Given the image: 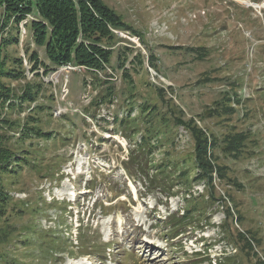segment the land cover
<instances>
[{
	"label": "rangeland",
	"instance_id": "obj_1",
	"mask_svg": "<svg viewBox=\"0 0 264 264\" xmlns=\"http://www.w3.org/2000/svg\"><path fill=\"white\" fill-rule=\"evenodd\" d=\"M102 2L142 37L141 40L127 32L116 33L118 38L135 45L132 54L125 52L123 43L115 44L113 48L112 67L115 70H107V73L117 91L113 98L116 100L99 112V117H105L110 125L100 122L98 127L89 121L92 126L88 134L95 132L96 137L86 142L79 139L77 145H70L53 155L51 144L36 138L23 141L20 136L27 117L38 115L33 109L35 104L23 105L22 110L18 107L5 110L9 119L18 124L13 130L4 128L11 139V148L18 155L26 150L36 157L32 159V167L23 165L19 169L13 166L12 170L17 173L4 178V186L12 201L8 214L0 219V264H185L184 252L191 255L203 249L200 238L211 245L220 241V226L226 218L222 209L210 217V226L200 229L197 215L176 243L167 241L162 222L171 214L184 212L188 207L187 193L178 186L174 192L179 193L166 198L159 189L153 191L150 180L135 179L128 174L125 162L134 143H130L121 132L115 134L112 130L108 134L104 131V128L112 129V116L116 113L119 118L122 114V118H126L127 113L137 118L131 125L140 128L141 133L134 138L136 142H141V137L148 132L152 138L158 137L153 142H159V146L148 158L155 164L149 167L150 176L160 175L158 167L162 166L163 170L168 163L175 165L174 170H187L191 178L195 175L191 168L194 142L184 126L177 124L180 118L185 122L193 119L212 139L216 137L220 142L228 135L253 131L260 146L254 141L246 144L245 159L241 162L225 159L219 151L222 165L229 168L228 177L242 186H233L231 182L221 184L218 178L215 184L221 194L228 191L236 198L245 217L244 226L257 233L253 234L262 241L257 251L263 253L264 0ZM6 32L4 36L8 38H14L16 33L13 27ZM19 32L21 42L24 33L20 29ZM27 34L22 46L8 47L10 55L17 57L19 53L22 56L26 48L29 52L36 50L40 60L48 62L45 49L32 44L28 28ZM139 53L142 59L133 62ZM123 56L128 59L125 68L134 88L130 86V80H124L123 71L116 69L118 59ZM39 74L44 82L53 84L51 89L57 103L53 105L55 117L82 111L84 105L101 91L98 83L96 86L91 81L94 77L85 70L69 72L62 68L45 77L42 69ZM38 82L32 79V82L22 80L7 84L15 96H21L27 83L36 88ZM129 90L135 92L137 102L128 112L132 106L127 105L124 98L120 101L118 98L123 91ZM226 96L236 111L233 115L221 110L222 106H230ZM249 96H252V103H247ZM141 103L148 106L149 114L141 113L137 108ZM81 121L80 116L71 118V121H60L58 125L61 127L57 129L80 136L83 132ZM252 150L258 156L250 158ZM64 161L66 164L59 167L62 170L57 173V164L59 166ZM169 172L173 170L168 169ZM92 180L97 183L93 184ZM108 181L110 185H107ZM191 191L202 194L204 185L192 182ZM97 201L104 204L106 213L93 206ZM61 203L71 205L63 214L60 212ZM81 221L90 241L103 243L99 245L104 250L100 255L89 249L92 255L79 256L77 240ZM42 230L51 233L49 236L56 233L57 238L69 240L74 247L70 250L77 256L71 259L65 253L47 258L40 249L46 240H40ZM225 250L226 256L234 254L233 247L226 240L213 246L207 254L215 264V260L226 257L222 254ZM240 264L249 263L242 260Z\"/></svg>",
	"mask_w": 264,
	"mask_h": 264
},
{
	"label": "trees",
	"instance_id": "obj_2",
	"mask_svg": "<svg viewBox=\"0 0 264 264\" xmlns=\"http://www.w3.org/2000/svg\"><path fill=\"white\" fill-rule=\"evenodd\" d=\"M0 219L4 218L8 213V208L11 204L12 197L8 194L6 186H4V178L6 175L17 173L12 170L13 166L21 168L24 166H31L33 164L32 159L36 157V154L24 150L22 154H16L15 150L10 146V138L8 134L4 132V128L7 130H13L18 127L16 122L9 119L5 110L18 107V110L23 109V105L35 104L34 111L38 113L36 117H27L25 123L21 126L22 140L28 139H41L47 144H51L53 147V155H56L58 151L71 146L77 145L79 139L90 141L96 137L95 132L88 134V129L95 122L96 126H101L100 122L110 125L109 121L105 117L101 118L100 111L102 107H110L116 99H113L117 95V91L113 85L112 77L107 73V70L114 72L112 67L113 48L115 44L124 45L125 52L131 53L134 50L133 43L126 41L122 38H118L115 34L117 32H127L131 36L142 40L140 34L133 31L121 16L104 5L102 0H0ZM32 16L34 20L30 21L26 25V29L31 30V42L37 48H44L45 55L48 62H43L38 56V52H29V49H23L24 56L18 53L17 57H12L8 50L10 46L18 47L19 40V26L20 24ZM13 27L16 31L14 38L5 37L6 31ZM132 31V32H131ZM141 44V43H140ZM143 44V42H142ZM130 46V47H129ZM194 52H198L195 50ZM201 54V53H200ZM133 60H141V54L139 53ZM25 60L28 63L29 69L25 66ZM122 60V61H121ZM128 59L123 56L118 59L117 71H123L124 80H130V86L135 87L131 76L128 74L126 67V61ZM132 62V61H131ZM134 64V63H131ZM65 66L81 67L88 74L92 75V82L97 83L100 86V93H98L92 101L82 108V111L70 114L66 112L55 117L53 112V105L57 104L52 91V83H46L40 78V70H44V76L50 77L52 73H56ZM153 70L155 68L152 67ZM156 71V70H155ZM32 78H29V75ZM99 75V77L97 76ZM32 79L38 80V86L31 88L30 83H27L23 94L15 96L14 91L8 86L7 82L10 81H22L32 82ZM91 82V84H92ZM86 85V82H84ZM30 87V88H29ZM95 90V89H94ZM227 95V94H226ZM227 97V96H226ZM124 98L127 105L132 106L129 111L135 108L137 99H135L134 91H123L122 95L118 98ZM42 99V101H40ZM229 107L222 106L223 111L229 112L232 115L236 113L234 107H232L229 97H227ZM236 99V97H233ZM247 103H252V96L247 98ZM237 104L240 101L236 100ZM49 103L52 105L50 106ZM141 103L137 108L141 113L149 114L147 111L148 106ZM247 112H250L249 108H246ZM126 118H119L118 114L113 115V125L111 130L104 128L105 133L113 132L124 134L125 138L130 143H134V146L130 148L129 158L127 163L125 162V170L128 174L135 179L150 180L149 186H152L153 191L159 189L162 194H165L166 198L175 196L179 192H174V188L182 186L188 198V207L182 213H175L169 215L164 222H162L163 232L169 243H176L178 239L189 227L194 218L198 215V227L200 229L203 226H210L211 216L217 211L224 212L226 218L224 223L220 226L219 242H214L212 245L205 243L203 250L195 252L190 255L184 252L187 257L185 264H213V259L208 257V251L212 249L217 243L220 245L225 240L228 241V245L234 249V254L228 256L226 250L222 252L226 257L221 260H215V264H240L242 260L248 261L249 264H264V252L260 253L257 249L260 247L262 241L257 238V233L251 229H246L244 226L245 217L240 211L236 198H233L228 191L223 195L221 190L215 184L216 178L219 179V183L231 182L232 185L242 186L231 177H228L229 168L226 165H222L220 159V153L225 156V159H233L241 162L245 155V145L254 141L256 145L260 146V141L256 140L254 132L252 133H235L234 135H228L225 138L217 139L208 135L197 123L191 119L188 122L179 119L177 124L183 125L184 128L190 133L194 142V159L191 168L195 171V175L191 178L189 173L185 171L174 170L173 164L168 163V166L161 170L162 166H159L158 171L160 175H149V167H154L153 162L148 161L151 158V153L156 147L159 146L157 138H152L148 132L147 135H143L141 142H136L134 138L139 135L140 128L132 127V122L137 121V118H132L131 113H127ZM80 116L83 125V132L80 136L74 133L65 134L61 130L58 124L60 121H71V118ZM97 117H99L97 119ZM92 123H89V121ZM72 126L73 123H72ZM77 125H75V128ZM76 130V129H75ZM162 135V133H160ZM75 137V140L72 139ZM257 148V147H256ZM255 148V149H256ZM220 151V153H219ZM253 156H258L257 153L252 150ZM28 156H32L29 158ZM67 161L57 164V173L60 172L59 167H63ZM157 166V165H156ZM190 168V169H191ZM173 170V172H169ZM182 177H181V175ZM93 184H96V180H92ZM192 182L204 185V191L202 194H194L192 190ZM251 183V182H250ZM110 185V182H107ZM95 187V186H93ZM90 189V188H88ZM149 192H152L149 191ZM60 212L65 213L67 207H71L70 204L61 203ZM93 206L100 207L101 213H106V207L100 201H97ZM59 207V205H57ZM83 221L79 225L78 233V249L80 250L79 256L92 255L89 249H94L93 254H101L102 249L99 245H103L102 242L90 241V237H87L84 231ZM246 229V230H243ZM255 233L256 235H254ZM51 233L42 230L40 240H44L42 252L45 253L47 258L58 257L60 254L67 253L71 259L75 258L74 252L70 248H74L73 244L69 240H61L57 238L56 233ZM99 235V231H96ZM222 240V241H221ZM214 244V245H213ZM262 246V245H261ZM83 249V250H81ZM182 249V247H181ZM104 251V250H103ZM58 254V256H57ZM1 255V253H0ZM1 258V256H0ZM255 258V260H252ZM218 261V262H217Z\"/></svg>",
	"mask_w": 264,
	"mask_h": 264
},
{
	"label": "bare ground",
	"instance_id": "obj_3",
	"mask_svg": "<svg viewBox=\"0 0 264 264\" xmlns=\"http://www.w3.org/2000/svg\"><path fill=\"white\" fill-rule=\"evenodd\" d=\"M64 82V81H63Z\"/></svg>",
	"mask_w": 264,
	"mask_h": 264
}]
</instances>
